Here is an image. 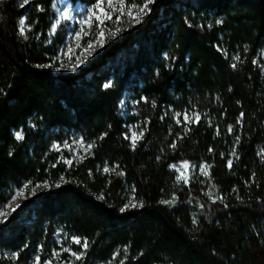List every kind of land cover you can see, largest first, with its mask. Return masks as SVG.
Listing matches in <instances>:
<instances>
[{
	"label": "trees",
	"instance_id": "1",
	"mask_svg": "<svg viewBox=\"0 0 264 264\" xmlns=\"http://www.w3.org/2000/svg\"><path fill=\"white\" fill-rule=\"evenodd\" d=\"M54 1L0 0V213L48 187L0 223V264H63L58 234L74 264H264V0H154L76 74L49 66Z\"/></svg>",
	"mask_w": 264,
	"mask_h": 264
},
{
	"label": "rangeland",
	"instance_id": "2",
	"mask_svg": "<svg viewBox=\"0 0 264 264\" xmlns=\"http://www.w3.org/2000/svg\"><path fill=\"white\" fill-rule=\"evenodd\" d=\"M145 2L146 0L141 5H130L126 0H111L110 6L109 0H98L95 6L89 7L80 2L74 3L72 0H55L53 8L56 17L53 21L51 35L54 38L57 31H61L62 42L57 44V55L52 58L49 64L53 73L76 74L82 68L94 62L105 48V37L108 33L114 36L122 29L132 30L140 24L142 18L145 16L144 14L139 16L140 22H137L132 17L136 15L137 9ZM150 5L148 6L149 8ZM129 12L132 13V16L128 14ZM104 13L111 16V19H108ZM98 17L99 19H97ZM23 21L25 24V20ZM101 32H103V35L100 34ZM123 109L125 108L123 107ZM126 114L131 113L127 112ZM133 134L138 137L135 140L137 141L140 137L138 126L129 127L128 137L132 142ZM54 149L61 153L65 151L67 154L65 155L66 161L69 164L73 161L82 160L91 151V147L79 137L65 141L62 145H54ZM186 164L187 167H183L185 162L180 163L174 166V169L179 177H182L181 180L189 181L192 166L189 163ZM202 167L206 168V166ZM201 168L199 169V173L207 176V168L206 174L201 171ZM47 189L48 187L45 184L22 187L10 199L1 219L6 221L25 201L36 197ZM55 239L57 247L52 251V257L61 260L63 264H74L75 259L80 254L72 248V244L81 246V243H75V238L68 240L59 234ZM8 257L12 256L9 255ZM37 258H39L40 264L41 258L39 256L34 257L28 264H37ZM43 264H49V262H44Z\"/></svg>",
	"mask_w": 264,
	"mask_h": 264
},
{
	"label": "snow or ice",
	"instance_id": "3",
	"mask_svg": "<svg viewBox=\"0 0 264 264\" xmlns=\"http://www.w3.org/2000/svg\"><path fill=\"white\" fill-rule=\"evenodd\" d=\"M27 2H28V0H24V3H27ZM152 3H154V0H146V2H145L142 6H140V7L137 9L136 15L133 16L132 18H133V19H136L137 22H140V21H139V16H140L141 14L146 15L147 12L150 11V9H149L148 6H149L150 4H152ZM109 4H110V6H111V0H109ZM101 11L103 12V9H102V8H101ZM128 14H129L130 16H132V13H131V12H129ZM104 15H105L108 19H111V16H109L107 13H104ZM97 19H99V17H98ZM218 23H219V21H218ZM20 34H21V35L24 34V21H23V20L20 21ZM100 34L103 35V32H101ZM89 47H91V45H89ZM236 59H239V57H236ZM233 67H235V64L233 65ZM104 87L107 88V87H110V85H109V84H105ZM184 118H185L186 121L189 120V117H188L187 115H185ZM196 119L199 120V116H197ZM141 135H142V134H141ZM16 138H17V139H23V136H22L21 133H16ZM137 138H138V137H136V135L133 134V144L135 143V140H136ZM89 147H91V145H90ZM231 165H232V161L229 160V161H228V167H231ZM183 167H187V164L185 163V165H183ZM104 171H105V172H108L109 169H108V168H105ZM201 171L204 172V173L206 174V168H205V167H202V168H201ZM181 178H182V177H177L178 180L181 179ZM131 206H132V207H136L137 205L132 204ZM125 207H128V205H126ZM13 211H15V209H13ZM0 215H3V213H0ZM5 222H6L5 220L0 219V223H5ZM75 243H78V244H79V243H81V241L78 240V239H76V240H75ZM87 246H88V245H87V241H84V242H83V247L87 248ZM79 258H80V256H77V259H79ZM37 264H39V258H37Z\"/></svg>",
	"mask_w": 264,
	"mask_h": 264
}]
</instances>
